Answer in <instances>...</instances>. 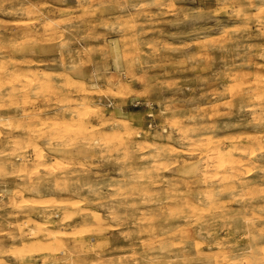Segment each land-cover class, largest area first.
<instances>
[{
    "label": "clouds",
    "instance_id": "1",
    "mask_svg": "<svg viewBox=\"0 0 264 264\" xmlns=\"http://www.w3.org/2000/svg\"><path fill=\"white\" fill-rule=\"evenodd\" d=\"M0 264H264V0H0Z\"/></svg>",
    "mask_w": 264,
    "mask_h": 264
}]
</instances>
